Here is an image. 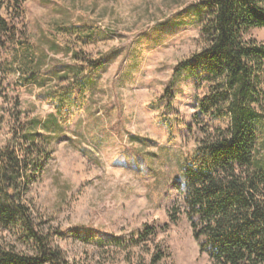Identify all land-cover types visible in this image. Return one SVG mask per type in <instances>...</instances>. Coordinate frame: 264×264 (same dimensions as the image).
I'll list each match as a JSON object with an SVG mask.
<instances>
[{
    "label": "rangeland",
    "instance_id": "1",
    "mask_svg": "<svg viewBox=\"0 0 264 264\" xmlns=\"http://www.w3.org/2000/svg\"><path fill=\"white\" fill-rule=\"evenodd\" d=\"M199 1L0 0V15L18 37L49 53L52 70L41 72V84L25 85L8 72L15 65L11 36L0 33L1 145L37 132L42 147V135L52 131L47 123H30L56 115L47 97L58 84L54 74L76 61L51 50L50 41L88 60L105 57L100 69L82 74L85 102L44 145L47 154L25 191L24 201L66 264H153L157 255L163 258L154 264H214L200 252L187 217L171 218L186 191L183 166L201 137L197 124L209 123L206 116L203 123L193 120L194 72L174 76L201 48ZM81 22L96 31L95 42L83 44L62 30ZM250 36L264 41V28ZM147 227L155 233L147 236ZM18 231L0 226V242L34 255V244Z\"/></svg>",
    "mask_w": 264,
    "mask_h": 264
},
{
    "label": "trees",
    "instance_id": "2",
    "mask_svg": "<svg viewBox=\"0 0 264 264\" xmlns=\"http://www.w3.org/2000/svg\"><path fill=\"white\" fill-rule=\"evenodd\" d=\"M196 7L201 48L175 67L174 76L184 69L194 72L198 111L193 120L203 123L206 116L209 123L197 124L201 137L183 166L186 191L171 218L176 222L178 214L187 217L200 252L214 264H264V136L260 134L264 129V41L250 36L252 29L264 28V0H201ZM62 30L83 44L99 38L85 22L64 25ZM16 31L0 15V33L11 36L7 38L15 61L8 72L24 79L25 85L41 84V72H52L47 68L49 53L18 37ZM49 45L76 61L65 63L54 74L58 84L47 93L56 110L50 118L53 123L40 118L30 123L33 128L47 123L44 128L52 131L42 135L43 148L37 132H26L23 143L0 144V226L18 229L26 242L34 244L36 253L21 254L15 245L0 242V264H66L24 201L25 191L35 180L45 146L85 102L82 74L100 69L105 57L92 61L54 41ZM147 229V236L155 233L152 227ZM162 258L155 256L153 264Z\"/></svg>",
    "mask_w": 264,
    "mask_h": 264
}]
</instances>
